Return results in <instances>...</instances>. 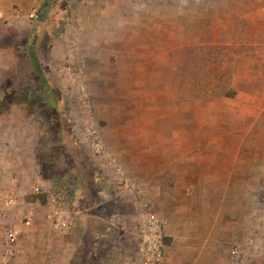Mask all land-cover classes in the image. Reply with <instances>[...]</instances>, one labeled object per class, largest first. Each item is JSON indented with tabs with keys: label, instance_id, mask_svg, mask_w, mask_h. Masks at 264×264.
Wrapping results in <instances>:
<instances>
[{
	"label": "rangeland",
	"instance_id": "obj_1",
	"mask_svg": "<svg viewBox=\"0 0 264 264\" xmlns=\"http://www.w3.org/2000/svg\"><path fill=\"white\" fill-rule=\"evenodd\" d=\"M45 1L0 20V147L19 162L0 167V264H104L96 243L143 264L138 205L90 135L161 218V264H264V0ZM58 193L71 234L48 218Z\"/></svg>",
	"mask_w": 264,
	"mask_h": 264
},
{
	"label": "built area",
	"instance_id": "obj_2",
	"mask_svg": "<svg viewBox=\"0 0 264 264\" xmlns=\"http://www.w3.org/2000/svg\"><path fill=\"white\" fill-rule=\"evenodd\" d=\"M42 15L45 14L43 11ZM38 9L32 8L27 14V20L36 21L38 19ZM42 17V16H40ZM91 149L93 153L105 164L112 172L117 192L120 196H130L138 205L139 213L142 218L138 234L142 244L143 264H161L164 258V230L162 220L152 210V207L144 199V195L139 186L129 180L124 174L121 166L114 157H111L103 148L96 137L90 135ZM39 191V189H36ZM44 192V191H43ZM48 218L51 220L55 230L61 234H71L74 230L73 219L66 208V200L61 193L54 195L50 202ZM26 224L30 221L29 217ZM5 238L8 244H11L15 238L14 230L7 229Z\"/></svg>",
	"mask_w": 264,
	"mask_h": 264
},
{
	"label": "crops",
	"instance_id": "obj_3",
	"mask_svg": "<svg viewBox=\"0 0 264 264\" xmlns=\"http://www.w3.org/2000/svg\"><path fill=\"white\" fill-rule=\"evenodd\" d=\"M43 3L44 0H0V20L7 22V24H9L10 21L25 22V20L27 21L26 13L29 12L33 6L43 5ZM0 145H3L1 138H0ZM4 147L8 148L9 146L4 145ZM3 149L0 147V167L4 166L5 168L13 169V167H15V165L18 164L19 162L17 163L16 160L9 159V156H7V154L5 153V151H3ZM24 153L26 155L28 154L31 156L30 150H27ZM91 208L93 209V206H91ZM85 210L87 212L84 214V216H86L87 220H91L95 222L96 217H94L93 214L89 213L90 212L88 211L90 210L89 207H87ZM87 230L89 232V229ZM90 231L93 233L92 235L96 238L101 236V234H99V231H97V229H95L94 227H91ZM92 246L93 248H91L90 256L95 257L96 259H102L104 257V264H110L112 262L110 257L107 258L106 255L103 256V254H100V252L98 251L101 250L100 248L101 246L99 243H96L95 245ZM114 254H116V251H114ZM112 258L113 259L116 258L117 262L118 261L120 262V254L114 255ZM127 263H129V261Z\"/></svg>",
	"mask_w": 264,
	"mask_h": 264
},
{
	"label": "trees",
	"instance_id": "obj_4",
	"mask_svg": "<svg viewBox=\"0 0 264 264\" xmlns=\"http://www.w3.org/2000/svg\"><path fill=\"white\" fill-rule=\"evenodd\" d=\"M42 6H46V1L43 3V5Z\"/></svg>",
	"mask_w": 264,
	"mask_h": 264
}]
</instances>
